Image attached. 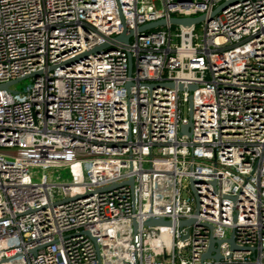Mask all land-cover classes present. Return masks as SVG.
<instances>
[{"label": "built area", "instance_id": "obj_1", "mask_svg": "<svg viewBox=\"0 0 264 264\" xmlns=\"http://www.w3.org/2000/svg\"><path fill=\"white\" fill-rule=\"evenodd\" d=\"M229 1L0 0V264H264V0L138 32Z\"/></svg>", "mask_w": 264, "mask_h": 264}, {"label": "water", "instance_id": "obj_2", "mask_svg": "<svg viewBox=\"0 0 264 264\" xmlns=\"http://www.w3.org/2000/svg\"><path fill=\"white\" fill-rule=\"evenodd\" d=\"M234 1L235 0H231L229 2H225V3L221 4L209 16L201 15V16H198V17H183V18L173 17L169 21L163 19V20H159V21L152 22V23H149V24L141 26L138 29V32L141 33V34H145L149 30L156 29V28L161 27V26H166V25H168V23L173 25V26H184V27H191V26H194V25H199L202 22H204L205 20L213 19L214 16L219 14V12H221L222 10L226 9L229 5L233 4ZM133 35H134V32L131 31V32L128 33L127 29L124 27L123 32L120 35H118L115 39L118 42H123V43L127 44V43H129L130 38ZM108 47H109L108 44H105V45H102V46H98V47L94 48L93 50L85 53L83 55V57L84 56H88L90 54H98L101 51L107 49ZM38 74L39 73H35V74H32L31 76H28V77H25V78H21V79H17L15 81L10 82V83L2 84V85H0V90L10 91V86L15 85L17 83H20V82H22V81H24V80H26V79H28L30 77L37 76ZM169 86L170 87H174V84L171 83V84H169ZM179 89L183 90L184 87L182 85H180ZM189 89L191 91L195 90L196 86H190ZM189 108H190L189 116L191 117L192 116V98H190ZM191 128H192V122H189L188 124L183 125L182 129H181V134H185V135H188L189 137H191L192 136ZM129 183H130V185H133V180H130ZM197 183H199L198 180L190 179L191 189H192V192H193L195 200H196L195 214L199 215L200 214V199H199V196H198L196 188H195V185ZM115 187H117V185H114L111 188H115ZM194 224L198 225V226H204V227H206L209 230H213V226L212 225L200 223L196 218L182 220V221H180L178 223V226H179V228H184V227H189V226L194 225ZM143 226L147 227L148 236H153V235L159 236L161 227H172L173 223L171 221H169V220L164 219V218L150 217L148 220L144 221ZM138 228H139V224L136 221H134L133 222L134 233H137ZM154 228H157V230H154ZM87 235L95 243L97 242L96 239L94 237H92L89 233H87ZM187 237L188 236H185L184 238H187ZM222 243H223V241L216 240L213 237H210L209 248H208V251L204 254L203 259L214 257L215 260H219L221 258V256H220V253H219V249L215 248V245L216 244L220 245ZM228 243L231 245V247L233 249L244 250V248L242 249V248H240V247H238L236 245L235 238H234L233 234H232L231 238L228 240ZM96 246H97V244H96ZM213 251L216 252L215 255H212ZM100 264H103L102 261H100Z\"/></svg>", "mask_w": 264, "mask_h": 264}, {"label": "rangeland", "instance_id": "obj_3", "mask_svg": "<svg viewBox=\"0 0 264 264\" xmlns=\"http://www.w3.org/2000/svg\"><path fill=\"white\" fill-rule=\"evenodd\" d=\"M198 28H199V26H198ZM174 30H175V28H174ZM28 84H30V79H26V80L16 84L14 86V88L21 91ZM185 116L188 118L190 117L188 105L185 108ZM41 172L42 171H40V170L35 171V173L37 175H41ZM47 173H48L49 180L55 181V182L79 181V180L83 179V177H84L83 176V165L81 163H76L72 166L59 168V169H50Z\"/></svg>", "mask_w": 264, "mask_h": 264}]
</instances>
